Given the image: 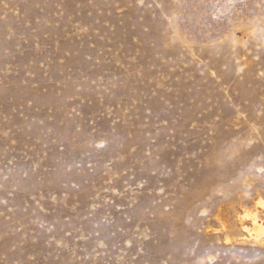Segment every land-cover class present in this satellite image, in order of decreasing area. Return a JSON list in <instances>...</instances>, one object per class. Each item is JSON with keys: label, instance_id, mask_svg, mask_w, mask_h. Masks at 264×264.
<instances>
[{"label": "rangeland", "instance_id": "374dc122", "mask_svg": "<svg viewBox=\"0 0 264 264\" xmlns=\"http://www.w3.org/2000/svg\"><path fill=\"white\" fill-rule=\"evenodd\" d=\"M0 264H264V0H0Z\"/></svg>", "mask_w": 264, "mask_h": 264}, {"label": "bare ground", "instance_id": "6f19581e", "mask_svg": "<svg viewBox=\"0 0 264 264\" xmlns=\"http://www.w3.org/2000/svg\"><path fill=\"white\" fill-rule=\"evenodd\" d=\"M262 205V204H261ZM254 212H252L251 214H253ZM254 215V214H253ZM257 217V216H256ZM251 218V217H250ZM253 220V222H252V226H253V230H255V231H259L260 229H261V226H259L258 224H257V222H256V220L255 219H252ZM251 220V221H252ZM245 230L246 231H249L250 232V230H248V228H245Z\"/></svg>", "mask_w": 264, "mask_h": 264}]
</instances>
